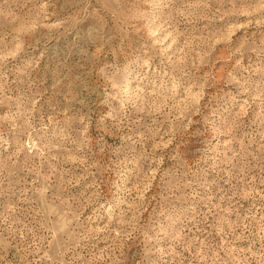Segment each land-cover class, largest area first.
Listing matches in <instances>:
<instances>
[{
	"label": "rangeland",
	"instance_id": "rangeland-1",
	"mask_svg": "<svg viewBox=\"0 0 264 264\" xmlns=\"http://www.w3.org/2000/svg\"><path fill=\"white\" fill-rule=\"evenodd\" d=\"M0 264H264V0H0Z\"/></svg>",
	"mask_w": 264,
	"mask_h": 264
}]
</instances>
